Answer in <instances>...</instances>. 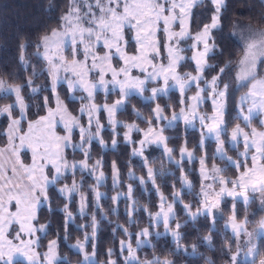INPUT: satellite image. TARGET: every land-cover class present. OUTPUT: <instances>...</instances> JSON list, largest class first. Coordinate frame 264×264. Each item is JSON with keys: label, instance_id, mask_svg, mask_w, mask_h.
<instances>
[{"label": "snow or ice", "instance_id": "1", "mask_svg": "<svg viewBox=\"0 0 264 264\" xmlns=\"http://www.w3.org/2000/svg\"><path fill=\"white\" fill-rule=\"evenodd\" d=\"M205 3V0H68L66 10L60 15L56 27L41 35L36 44V55L41 57L47 64V73L51 78V90L55 95L56 107H49V97H44V108L46 114L39 116L36 120L28 121V131L23 132L22 121L27 119L24 98L21 95L24 85H8L0 80V93L5 95L14 93L15 102L0 107V115H7L9 124L4 135L7 136V144L0 147V264H56L63 260L69 264L67 257L58 254L57 240H49L47 250L41 254L38 251L42 236H47L49 223L39 224V212L41 208L48 205L51 208L50 187H55L61 180L67 179V173L73 175L72 183H64L56 191L68 201L60 211L64 212V239L67 240L68 224L73 218L70 210V203L75 195L80 196L79 212L86 215L89 207L87 196L81 191L84 177L80 181L75 179L77 171L87 172L93 176L96 183L91 186L95 195V203L91 205L94 209L92 214L91 235L85 233L83 240H77L75 244L69 245L83 255L79 264H96V233L97 217L96 211L100 209V200L103 196L97 189L104 179L105 173L98 169L103 168V158L97 159L90 164L92 159V142L97 141L101 148L106 143L101 136L105 125L101 123L102 113L107 114L108 123L112 126L114 138L112 146L115 148L119 135L118 127H123L126 143L136 144L132 139V132H142L143 138L138 141L139 148L134 147L133 156H144L145 149L150 145L163 146L164 154L170 162H173L174 149L168 147L169 137L164 135L167 128L174 126V122L183 120L186 126L194 127L197 119L201 125V139L199 147L203 148L205 140L214 138L216 141L215 157L225 162V166H234L237 175L229 178L223 173L225 168L213 164L209 170L206 166V156L200 157V196L199 204L193 211L191 203H184L182 192L175 190L171 195V202L156 187L159 196V210L151 212L146 205L144 211L148 213L149 222L146 227L140 228L136 233L129 232L123 225H117L122 229L128 240L120 241L121 255L124 256V264H174L165 257L161 259L153 256L151 259H141L138 251L145 245L155 247L151 244L150 237L153 235V228L163 224L164 233L156 232V236L171 234L176 245V250L184 248L182 244L183 234L181 229L188 223V220L196 221L198 217L210 218L211 227L209 234L203 237V243L212 246L216 224L223 219V209L226 198H231V211L224 223L225 245L221 249L227 257L225 264H264V245L258 246L257 239L264 237V216L255 221V227L248 231L250 223L248 206L252 200L259 199L260 211H264V131H257L252 127V121L256 117H264V75L259 74L260 67L264 66V14L259 17V26L252 24L241 25L239 21L234 22V29L239 30L238 44L241 45V57L236 63L235 87L231 82H224V76L230 72V63L219 67V70L211 79L205 76L207 69L217 66L209 64L211 54L218 50L214 33L223 28L222 20L227 10V0H207L205 11L211 12L210 19L206 23L197 22V30L192 31L195 17L194 9ZM264 5V0H260ZM178 26L179 30H175ZM133 33V40L137 47L135 53L127 51L128 40L126 33ZM163 33V40L159 34ZM233 32L231 36L235 37ZM191 39L192 43L188 48L180 47L181 43ZM24 45L21 44V62L25 65L28 61L23 55ZM70 48V55L69 50ZM101 48L104 50L100 54ZM42 49V51H41ZM192 51L189 58L182 53ZM223 54V49H219ZM81 56L83 59H81ZM119 58L122 66H113V60ZM161 63H157V59ZM167 63H163L164 59ZM191 60L194 65L193 72L181 73L179 69L182 62ZM138 70L141 75H132L133 70ZM65 75L61 77L60 73ZM111 74V79L106 77ZM37 72L33 69L32 75L27 81L28 87L33 93L41 89L40 86L33 87V78ZM163 81L160 86L159 82ZM66 83L69 94L73 99L78 91L87 93L81 96L82 103L80 116L73 115L57 93V85ZM171 82V83H170ZM149 83L157 86L151 87V95L144 94L149 91ZM223 83V87L221 84ZM111 85V89H109ZM195 85L196 91L192 96L187 95L188 89ZM105 93L119 89V98L111 104L95 103V94L99 89ZM170 88H178L180 92L179 112L172 106L171 118L165 115L167 105L161 106L157 103L147 118L148 127L141 129L133 121L122 123L116 119V114L124 108L128 98L135 94L142 96L145 100H158L162 95H167ZM246 88L236 105V119L243 122L236 123L229 133L228 125V102L230 89L232 92ZM212 102V114H201L198 109L206 101ZM19 107V117L14 116L15 109ZM135 117L144 120L142 113L132 107ZM86 114L87 124H82L81 119ZM166 122V123H165ZM264 125V118L260 119ZM58 125L63 126L64 134L57 131ZM95 128V131L92 129ZM250 128L251 131L246 129ZM78 129L80 141H74L73 133ZM19 140V144L16 141ZM243 141V151L237 152L236 159L228 155V151L235 150ZM31 151V163H25L21 158L23 149ZM71 148L74 152L83 154V159L69 161L66 150ZM181 159L175 161L180 166L183 159L191 162L195 159L194 150L186 146L180 148ZM251 159L249 165L248 159ZM242 158V159H241ZM147 167V179L155 185V172L148 166L147 158L144 160ZM181 183L191 189L192 183L188 180L185 170L181 167ZM130 178H135L132 170H129ZM113 186H118L120 173L116 162L112 163ZM140 184L146 183L143 177L139 178ZM211 180L212 183H206ZM219 190H216V187ZM133 185L127 186V193H117L112 197L113 204H117L121 196L130 201L126 206L129 217V225L133 221L137 208V201L133 195ZM255 194H259L257 197ZM243 203L245 207L244 219H239L238 206ZM182 205V211L186 214L184 223L177 219L176 205ZM14 209V210H13ZM116 211L115 208L112 209ZM176 221L173 227L172 222ZM86 228L88 225H81ZM231 230V237L227 231ZM13 233H15L13 235ZM28 238L25 239L24 237ZM135 236L136 246L131 243ZM242 237L247 239L242 240ZM235 241L233 249L232 241ZM15 241H19L16 243ZM92 242V252L86 251L85 245ZM198 245H191V255H196ZM185 251H187L185 249ZM113 249H108V260L106 264H117L112 259ZM175 254V253H173ZM206 264H214L212 260H206Z\"/></svg>", "mask_w": 264, "mask_h": 264}, {"label": "trees", "instance_id": "2", "mask_svg": "<svg viewBox=\"0 0 264 264\" xmlns=\"http://www.w3.org/2000/svg\"><path fill=\"white\" fill-rule=\"evenodd\" d=\"M68 0H0V80L5 79L9 83H18L24 85L22 88V96L27 102V118L36 117L39 114H43L44 108V97L48 96L50 103L49 106L54 105V101L51 97L50 88H48L49 77L44 71V61L41 57L36 55V44L39 37L51 28L56 27L59 21L60 15L66 10ZM205 3L194 9L196 19L193 22L192 28H197V22L206 23L211 16V12L205 11ZM264 14V5H261L260 0H227V10L224 12V18L222 20V31L216 30L214 33L215 40L218 45L216 53L211 54L209 62L212 65L217 66L215 70L207 69V74L217 72L220 66H224L226 63H230V72L224 76L225 82H231L233 88L235 87V72L236 63L238 62L239 56L241 55V45L237 43V39L231 36L233 21L235 19H242L254 26H259V17ZM21 44L25 47L23 49V55L28 61L25 65L21 62ZM219 49H223V54H220ZM190 63V62H189ZM191 66V63H190ZM33 69L36 70L37 76L33 78L34 87L40 86L42 90L33 93L27 85L29 77L32 75ZM259 74L264 75V66L260 67ZM59 93L65 100L68 109L77 113L78 103L77 99L68 98L67 90L62 83L59 84ZM236 91L233 93L230 89V98L228 102V116L230 120L228 127H230L237 119L235 114V105L233 103ZM14 95L0 93V107L5 104L13 103ZM162 106H169L168 110L172 109V106L178 108L180 105V95L176 90L168 92V94L162 95L158 100H155ZM154 100H145L141 96L132 94L128 98V102L124 108L118 111V117L130 120L137 119L132 112V107L135 106L145 116L144 120L139 121V125L143 126L147 122L148 116L151 114L152 104ZM25 121V120H23ZM24 123V122H23ZM2 124V123H1ZM0 124V127H1ZM106 141L108 137H111V132L107 128L104 131ZM167 137H169L168 143L177 148V145L181 142L184 137L186 144L193 147L197 153H200L198 138L199 132L196 128L185 127L181 121L165 130ZM76 135V133L74 132ZM139 135L136 134L135 137ZM0 140L3 141V136L0 133ZM91 153L93 157L100 156L103 158V171L105 173V180L98 187L104 190V195L100 200V209L96 211V217L98 222L97 233H96V252L95 257L96 264L106 262L108 260V249H113L112 257L115 258L117 264H124V258L121 255L119 248V241L125 238L122 229H117V225H123L128 228L129 232L134 233L135 230L148 224V213L143 209L147 205L151 212H154L158 203V194L156 187L158 186L161 192L166 196L171 195L173 186L175 189H179L180 186V170L181 167L186 171L188 178L192 182V188L190 190L182 191V198L188 202L197 201L196 192L199 182V174L196 172L197 163L195 160L187 162L183 160L182 165L178 166L165 159L161 149L157 147L148 148L146 158L148 164L151 165L155 172V185L152 181L146 179V183L141 185L140 181L135 178L128 177V170L133 167L135 172L141 177L146 176V167L135 156L130 154V144L124 142L121 133L119 132L118 140L115 148L108 146V148L101 149L99 144L92 143ZM212 142L208 145L209 160L212 156L211 149ZM66 156L68 157H82L81 152L71 151L70 148L66 150ZM113 161L116 162L117 168L120 173L121 183L114 187L111 185V164ZM84 177V183L81 191L87 196L89 207L87 208L86 215H81L78 211V199L77 195L74 196L69 207L73 213L72 221L68 224V239H64V212L60 211L64 204L68 201L64 196H61L56 189L63 184V182H70L73 179L72 173H67V179L61 180L54 188L50 187L49 196L51 197V208L53 211L49 212L48 205L41 208L39 212V224H45L50 222L47 236H42L39 244L38 251L43 254V249L47 245L48 241L57 238L58 253L61 257H67L69 264H79L81 260V254L74 249H71L69 245L72 242L83 240L85 233L90 235L92 228V214L94 209L91 205L94 203L93 191L91 186L94 185L95 179L88 173H81L77 171L75 174L76 179ZM127 183L133 185V195L137 201V208L139 209L134 213L133 223L129 225V217L127 215L126 206L130 203L124 196H121L117 204H113L112 197L115 190H127ZM228 201H225L223 205V217L229 212ZM253 201L248 206L249 211H253V218L250 219V223H255L260 217L263 211H260V207L252 206ZM116 211L113 212L112 209ZM177 219L184 223L186 214L182 211L180 204L176 205ZM239 216L245 214V207L242 203L238 206ZM224 218L220 219L216 224L215 230L212 233L213 240L212 246L209 247L203 243V237L209 234V228L211 225L210 218L200 216L196 221L188 220V223L181 229L183 234L182 244L184 248L179 251L176 250V245L170 235L156 236L151 230L153 235L150 237L151 244L155 247L148 245L143 246L139 251L138 255L140 258L151 259L153 256H158L161 259L167 257L171 259L174 264H206V260H212L214 264H225L227 257L222 253L221 249L225 245V233H224ZM174 220L172 224H175ZM81 225H88L86 228L80 227ZM162 226L158 227L160 229ZM157 229V228H156ZM231 231H227V236L231 237ZM196 243L197 253L191 255V245ZM233 249H235V241H232ZM258 246L264 245V237L257 239ZM92 242L86 244L87 248H91ZM185 249L187 251H185ZM264 250V247H262ZM175 253V254H173ZM111 257V258H112ZM259 258H257L258 263ZM56 264H64L63 260H59Z\"/></svg>", "mask_w": 264, "mask_h": 264}, {"label": "rangeland", "instance_id": "3", "mask_svg": "<svg viewBox=\"0 0 264 264\" xmlns=\"http://www.w3.org/2000/svg\"><path fill=\"white\" fill-rule=\"evenodd\" d=\"M236 21H239L240 22V24L241 25H248V24H250L249 22H246V21H244V20H240V19H235L234 21H233V23L234 22H236ZM208 22V21H207ZM253 25V24H252ZM254 26V25H253ZM254 27H256V26H254ZM175 30H179V28H178V26H176V28H175ZM196 30H197V28L194 30L193 28H192V31H193V33H195L196 32ZM231 32L233 33V32H235L236 33V35H235V38L237 39V40H239V30L238 29H234V27L232 26V29H231ZM159 36H160V38H161V40H163V33H160L159 34ZM126 39L128 40V47H127V51H128V53L129 54H133V53H135V50H136V47H137V45H136V43H135V41L133 40V33H131V32H127L126 33ZM191 43H192V40L191 39H188V40H186V41H184V42H182L181 43V45H180V47H182V48H188L190 45H191ZM41 51H42V49H41ZM103 49L101 48V50H100V54L101 55H103ZM68 52H69V55H70V48H69V50H68ZM36 53H37V49H36ZM183 55H185V56H187V57H191L192 56V51H186V52H184V53H182ZM242 54V53H241ZM240 57H241V55L239 56V59H240ZM81 59H83V57L81 56ZM238 59V60H239ZM44 61V60H43ZM158 64L159 63H161V60L158 58L157 59V61H156ZM191 63V66H190V63ZM113 66L114 67H116V68H119V67H121L122 66V61H120L119 60V58L117 57V58H115L114 60H113ZM163 63H167V59L165 58L164 60H163ZM183 63V66L179 69V71L181 72V73H183V72H193V74H195L194 73V68H195V65H194V63L189 59V60H187V61H185V62H182ZM208 63L210 64V62H209V60H208ZM44 67H43V69H44V71L46 72V75L48 76V73H47V64H46V62L44 61ZM220 67H222V66H220ZM236 69H237V67H236ZM237 71V70H236ZM216 74V72H214V73H211V74H207V70H206V73H205V76H206V78L207 79H211V77L213 76V75H215ZM60 75H61V77H63L65 74L63 73V72H61L60 73ZM132 75H134V76H140L141 75V73L138 71V70H133V72H132ZM235 75H236V72H235ZM49 77V76H48ZM106 79H111V74L109 73V75L106 77ZM1 80H4L5 82H6V84H8V85H15V84H18V83H9L7 80H5V79H2L1 78ZM225 82V81H224ZM63 85H64V87L66 88V90H67V94H68V98H72L71 97V95L69 94V91H68V87H67V84L66 83H63V82H61ZM171 83V82H170ZM60 84V83H59ZM59 84L57 85V93L59 94V96H60V99L61 100H63L64 101V103L66 104V102H65V100L63 99V97L60 95V93H59V88H58V86H59ZM159 85L160 86H162L163 85V81L161 80L160 82H159ZM153 86H157L155 83H149V85H148V89H149V91H147L144 95L145 96H150L151 95V91H150V89H151V87H153ZM34 87V86H33ZM111 85H109V89H111ZM221 87H223V83L221 84ZM48 88H50V92H51V97H52V100L54 101V105H51V106H49V107H52V108H55L56 107V100H55V95L52 93V90H51V78L49 77V83H48ZM31 89V88H30ZM172 90H176L177 92H178V94L180 95V92H179V89L178 88H170L169 89V91L168 92H170V91H172ZM195 91H196V88H195V85H193L190 89H188V91H187V95L188 96H192V95H194L195 94ZM244 91H247V89L246 88H244V89H240V90H238V91H236L237 93H236V95H235V97H234V101H233V103H234V105H235V114L237 115V109H236V105H237V103H238V101H239V97H240V95L244 92ZM13 95H14V99H13V103L15 102V94L14 93H12ZM133 94H135V92H133ZM21 95H22V93H21ZM135 95H137V94H135ZM75 96H76V98L75 99H77L78 101H79V103H78V107H77V109L76 110H78V112L77 113H74L73 111L71 112V110H69L73 115H76V116H80L81 115V113H80V108H81V105H82V103H84V104H87L88 103V101L87 100H84V101H81L80 99H79V97H81V96H84V97H86L87 96V93H85V92H83V91H78L76 94H75ZM137 96H140V95H137ZM142 97V96H141ZM24 98V97H23ZM119 98V89L118 88H116L115 89V91H110V92H108V93H105V91H104V89H99L97 92H96V94H95V103H97V104H104V103H108V104H111L113 101H115L116 99H118ZM143 98V97H142ZM73 99V98H72ZM25 101V100H24ZM158 102L157 101H155L154 100V102H153V104H152V107L154 108L155 106H156V104H157ZM12 104V103H11ZM25 104L27 105V102L25 101ZM5 105H7V104H5ZM67 105V104H66ZM4 106V105H3ZM162 106V105H161ZM68 107V106H67ZM163 107V106H162ZM179 107H180V105H179ZM179 107L178 108H175V110L177 111V112H179ZM198 111L201 113V114H207V115H211L212 114V102H211V100L210 99H208V100H206L200 107H199V109H198ZM19 112H20V109H19V107H17L16 109H15V111H14V116H16V117H19ZM27 113V112H26ZM142 113V112H141ZM46 114V110L44 111V113L43 114H39V115H37L36 117H33V118H27V119H25V121H22V130H23V132H27L28 131V121L29 120H36V119H38V117L39 116H42V115H45ZM143 115V114H142ZM165 115L166 116H168L169 118H171V115H172V109H170L169 111H166L165 112ZM143 117L145 118V116L143 115ZM262 118H264V117H256V118H254L253 119V121H252V127H255L256 129H257V131H264V125H261L260 124V119H262ZM87 119H88V117H87V115L86 114H84L83 115V117H82V119H81V123L82 124H87ZM100 119H101V123L102 124H104L105 125V128H104V130L105 129H109L110 130V132H111V137L109 138L108 137V140L106 141V139H105V136H104V130L101 132V136L103 137V139H104V141H105V143H106V146L103 148V149H105V148H108V146H110V147H113L112 146V140H113V138H114V132H113V128H112V126L108 123V119H107V114L106 113H102L101 114V116H100ZM116 119L117 120H119V121H121L122 123H132L133 121H135L138 125H139V121L137 120V119H130V120H125V119H122V118H120V117H118V112H117V114H116ZM179 121H181V123L185 126V127H189V126H186L185 125V123H184V121L181 119V120H179ZM24 122V123H23ZM176 122H178V121H176ZM176 122H174V125L176 124ZM2 123V124H1ZM166 123V122H165ZM236 123H241V126L243 127L244 125H243V122L242 121H239V120H236L230 127H228L229 128V133H230V131H231V128L233 127V126H235V124ZM0 124H1V127H0V133L2 134V136H3V141H1L0 140V147H4L6 144H7V136L6 135H4L3 133L5 132V130L7 129V127H8V124H9V119H8V117H7V115L5 114V115H0ZM139 127L141 128V129H144V130H146L147 129V127H148V124L146 123L145 125H143V126H140L139 125ZM190 128H196L197 130H198V132H199V138H198V140H199V142H198V145L200 144V139H201V125H200V123H199V120L197 119L196 121H194V127H190ZM93 131H95V128H93L92 129ZM247 131H251V129L250 128H248V129H246ZM57 131H58V133L59 134H61V135H63L64 134V130H63V126L62 125H58V127H57ZM117 131L118 132H120L121 133V136H122V139L124 140V142H125V139H124V131H125V129L123 128V127H118V129H117ZM75 133H76V135L73 133V136H74V141L76 142V143H79V141H80V134H79V130L78 129H76L75 131H74ZM136 134H138L139 136L138 137H135V135ZM164 135L165 136H167V134H166V132H164ZM131 136H132V139L134 140V141H137V143L136 144H131V143H128V144H130V146H131V152H130V154H132V151H133V148L134 147H136V148H139V143H138V141L139 140H141L142 138H143V133L142 132H132V134H131ZM115 139L116 140H118V135L117 136H115ZM185 138L183 137L182 139H181V142L177 145V148L175 149V151H174V153H173V164H176L175 163V161H179L180 159H181V155H180V148H181V146H186L189 150H194V148L193 147H191V146H189V145H187L186 144V140H184ZM212 142V145H211V149H212V154L214 155V153H215V151H216V141H215V139L214 138H208V139H206L205 140V144H204V147L203 148H201V147H199V149H200V153H197L195 150H194V152H195V161H196V163H197V166H196V172H197V174H199V182H198V188H197V192H196V197H197V201H192V202H188V201H186V200H184L182 197V199H183V201H184V203H191L192 204V206H193V211H195V209H196V207L198 206V204H199V200L201 199V196H200V185H201V174H200V168H201V165H200V157L201 156H206V166H207V168L210 170L211 169V167H212V165L213 164H216L217 165V167H220V168H225L226 166H225V162L223 161V160H221L218 156L217 157H215V159L213 158L214 156H212L211 158H210V160H209V151H208V145L210 144ZM16 143L17 144H19V140H17L16 141ZM92 143H97V144H99L97 141H93ZM93 145V144H92ZM99 146H100V144H99ZM157 147V148H159V149H161V151H162V153L164 154V149H163V146L161 145V146H157V145H155V144H153V145H150V146H148L146 149H145V151L148 149V148H150V147ZM168 147H170V148H173L174 149V147L171 145V144H169L168 143ZM100 148H101V146H100ZM102 149V148H101ZM102 149V150H103ZM70 150L71 151H73L71 148H70ZM145 151H144V156H135L137 159H139L142 163H144V160H145V158H146V153H145ZM239 151H243V141L241 140V143L237 146V148L235 149V150H231V151H228V155H230V156H232L233 157V159H236V157H237V152H239ZM81 156L82 157H68L67 156V158H68V160L71 162V161H73V160H76V161H79V160H81V159H83V154L81 153ZM164 157H165V159H167V157L165 156V154H164ZM21 158L24 160V162L25 163H31V151L29 150V149H27V148H25V149H23L22 150V153H21ZM97 159H101L100 158V156L98 157V156H96V157H93L92 156V159L89 161V163L90 164H93V163H95V161L97 160ZM242 159V158H241ZM168 160V159H167ZM183 160H185V161H187L188 163L190 162L188 159H187V157H185ZM147 161H148V159H147ZM248 163H249V165L251 164V159H250V156H249V159H248ZM177 165V164H176ZM148 166H150L151 167V165H149L148 164ZM131 170H132V173L134 174V177H136L138 180H139V178L141 177L139 174H137L136 172H135V170L133 169V167L132 168H130ZM129 169V170H130ZM146 169H147V167H146ZM100 170H102L103 171V169H98V171H97V174L99 173V171ZM129 170H128V177L130 178V176H129ZM104 172V171H103ZM68 173H71V171H69ZM85 174L87 173V172H84ZM185 174L187 175V173H186V171H185ZM225 176H227V177H229V178H234L238 173H237V170H236V168L234 167V166H228V167H226V170H225V172L223 173ZM179 175H180V178H181V175H182V173H181V170H180V173H179ZM146 176H148V172L146 171ZM93 177V176H92ZM94 178V177H93ZM110 178H111V185H113V177H112V164H111V173H110ZM143 178L146 180L147 179V177H144L143 176ZM187 178H188V175H187ZM76 179V178H75ZM72 180L73 179H71V181L70 182H63V184L64 183H67V184H71L72 183ZM77 181H80V179H76ZM104 180H105V176H104V179H103V181L102 182H104ZM188 180L189 181H191L189 178H188ZM140 181V180H139ZM151 181V180H150ZM101 182V183H102ZM181 182V181H180ZM95 183H96V181L94 182V185H95ZM192 183V182H191ZM206 183H212V181L211 180H208ZM62 184V185H63ZM129 184H131V183H127V186L129 185ZM62 185H60L59 187H61ZM180 186L181 187H179V189H175V190H178V191H183V190H190L189 188H187V187H185V186H183L182 185V183H180ZM58 187V188H59ZM192 188V187H191ZM126 189H127V187H126ZM100 193H102L103 195H104V190H102L101 188H99L98 187V189H97ZM174 190V189H173ZM173 190L171 191V195H172V192H173ZM216 190L218 191L219 190V187L217 186L216 187ZM127 193V190H124V189H121V190H115V192L113 193V196H115L117 193ZM160 192H161V190H160ZM163 193V192H162ZM164 194V193H163ZM171 195L170 196H166L165 194H164V196L165 197H168L169 199H168V202H171ZM257 197L259 196V194H255ZM77 199H78V202H79V200H80V196L77 194ZM158 203H157V207H156V210H154V212H156V211H158L159 210V208H158V205H159V196H158ZM92 201L95 203V195H94V193H93V199H92ZM225 201H228L227 203H228V207H230V210H229V212L226 214V216L224 217V221H223V224L225 223V221L227 220V218H228V215L230 214V211H231V198H226V200ZM253 201V203H252V206H255V207H260V201H259V199L257 198V199H255V200H252ZM243 204V203H242ZM182 206V205H181ZM244 206V205H243ZM222 207H223V205H222ZM223 209V208H222ZM14 210V209H13ZM77 211L79 212V204H78V208H77ZM86 212H87V209H86ZM153 212V213H154ZM80 213V212H79ZM244 216H245V214H243L242 216H239V219H241V220H243L244 219ZM261 216H264V211L260 214V217ZM260 217H259V219H260ZM253 218V211H249V220L250 219H252ZM258 219V220H259ZM72 221V220H71ZM148 222H149V219H148ZM148 224H145V226H143V227H146ZM161 228L160 229H156V228H154V230H153V232L154 233H156V232H160V233H164V227H163V224L161 223ZM175 226V224H173V227ZM143 227H141V228H143ZM255 227V223H249L248 225H247V228H248V231H252L253 230V228ZM140 229V228H139ZM139 229H137V230H135L134 231V233H136L137 231H139ZM230 230V229H229ZM231 231V230H230ZM92 232V231H91ZM15 233H13V235H14ZM90 235H91V233H90ZM168 235H170L171 236V234L169 233ZM25 239H27L28 237L27 236H25L24 237ZM171 238H172V236H171ZM54 239H56L57 240V238H54ZM150 239V238H149ZM173 239V238H172ZM244 239H247V237H242V240H244ZM51 240H53V239H51ZM123 240H128V237H125V238H123ZM121 241V240H120ZM120 241H119V248H120ZM16 243H19V241H15ZM58 242V241H57ZM257 242V241H256ZM76 243V241L75 242H72L71 243V245H73V244H75ZM131 243H132V245H133V247H135L136 246V243H135V236H133L132 237V239H131ZM47 247H48V243H47V245L45 246V248L43 249L44 251H43V253L47 250ZM85 248H86V251L87 252H89V253H91L92 252V246H91V248H87L86 247V245H85ZM57 251H58V249H57ZM121 252V251H120ZM59 254V253H58ZM127 255V252L125 251L124 252V254L122 255V257L124 258V256H126ZM139 256V255H138ZM109 258V257H108ZM112 259H114L115 260V258L114 257H112ZM142 259V258H141ZM147 259H149V258H147ZM81 260H83V255L81 254ZM96 260V259H95ZM107 262V261H106ZM106 262H101V264H106ZM258 264V263H257Z\"/></svg>", "mask_w": 264, "mask_h": 264}]
</instances>
